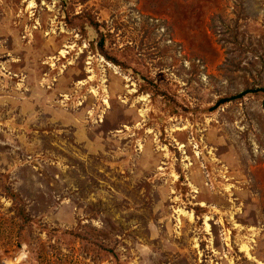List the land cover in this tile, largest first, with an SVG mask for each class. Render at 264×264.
Segmentation results:
<instances>
[{
  "label": "rangeland",
  "instance_id": "rangeland-1",
  "mask_svg": "<svg viewBox=\"0 0 264 264\" xmlns=\"http://www.w3.org/2000/svg\"><path fill=\"white\" fill-rule=\"evenodd\" d=\"M260 89L264 0H0V264H264Z\"/></svg>",
  "mask_w": 264,
  "mask_h": 264
},
{
  "label": "trees",
  "instance_id": "trees-1",
  "mask_svg": "<svg viewBox=\"0 0 264 264\" xmlns=\"http://www.w3.org/2000/svg\"><path fill=\"white\" fill-rule=\"evenodd\" d=\"M260 91H264V89H260ZM248 91H245L244 93H242L241 95H239L238 97H232V99H229V100H236V99H239V98H241L244 94H246ZM228 99V98H227ZM227 99H225V100H222V101H220L219 103H222V102H227L228 100Z\"/></svg>",
  "mask_w": 264,
  "mask_h": 264
},
{
  "label": "bare ground",
  "instance_id": "bare-ground-1",
  "mask_svg": "<svg viewBox=\"0 0 264 264\" xmlns=\"http://www.w3.org/2000/svg\"><path fill=\"white\" fill-rule=\"evenodd\" d=\"M243 250H244L245 252H247V254H248V256H249L250 258L253 259V256H252V254H251V250H250L249 247L244 246V247H243Z\"/></svg>",
  "mask_w": 264,
  "mask_h": 264
}]
</instances>
